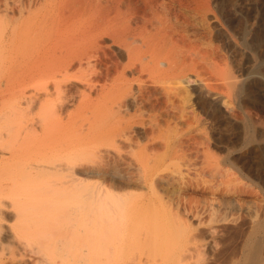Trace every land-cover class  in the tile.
<instances>
[{"label":"bare ground","instance_id":"obj_1","mask_svg":"<svg viewBox=\"0 0 264 264\" xmlns=\"http://www.w3.org/2000/svg\"><path fill=\"white\" fill-rule=\"evenodd\" d=\"M10 3L0 59L7 58L10 74L26 68L28 75L20 74L36 87L14 103L0 97V264H118L130 250L150 253L151 237L139 231L189 220L176 194L190 182L181 170V177L169 174L171 163L190 169L204 157L206 165L216 162L210 172L218 163L237 169L230 151L218 158L213 148L224 123L241 119L252 128L249 109L260 97L229 52L258 42L244 33L255 23L245 12H211L209 0ZM83 12H118L109 18L121 21L118 30L103 19L95 29L90 22L94 41L86 54L75 47L86 40L76 26ZM232 16L239 27H230ZM191 102L215 117L229 110L210 127L206 146L195 134L203 122L187 112ZM17 114L19 124L12 122ZM190 221L187 230L171 221L167 230L191 233L197 225ZM262 224L249 234L240 264H264Z\"/></svg>","mask_w":264,"mask_h":264},{"label":"rangeland","instance_id":"obj_2","mask_svg":"<svg viewBox=\"0 0 264 264\" xmlns=\"http://www.w3.org/2000/svg\"><path fill=\"white\" fill-rule=\"evenodd\" d=\"M28 1L29 0H20L19 2L28 3ZM10 2L12 3L15 2L14 3L15 5L20 4L18 3V0H0V30L5 28L7 25L6 12H11L10 10H7ZM12 3H10V5ZM209 6L211 12H231L232 14L236 12L237 16L240 15L238 12H245L251 19V22L255 23L254 28H250L248 26L245 29L244 33L248 39L256 37L258 42L250 45L249 48L236 49V51L233 50L234 52H232L229 49L231 52V53L229 52V54H231L230 59L234 62L233 63L234 67L235 68L240 67L241 69H243L245 75L250 77L253 80V83L255 82L254 84L252 83L253 89L256 92V94L259 95L260 97L258 99L259 101H257L258 104H256L258 105V107L252 106L249 109L251 115V122H253L251 123L252 128L249 131L251 132L252 130V132L251 133L247 132L243 121H241V119H237L235 122H231L230 125L228 126H226L227 124L225 125V123L223 124L224 126L221 124L222 125L220 128L221 131L218 132V134H215V138L218 139L216 147L213 148V151L216 155L215 157L218 158L222 156L224 157L225 153L227 155L228 153L227 151H230L231 152L230 158L232 159L233 164L237 168L235 170L234 168L231 169V167L225 166L224 164L217 162L218 163L217 165L220 164V167L216 166L215 167L216 170L213 169V171L210 172V170L209 171L207 170V168L209 169L208 166L210 165V163H212L214 167V163L216 162L214 160H212L214 162L209 160L210 163H208L209 165L207 164L208 165L207 166L206 162H203L204 157H202V160H198V162H196L197 165L195 167L193 168L191 167L190 169L187 168L186 166L184 167L179 166L180 169H178L176 164L178 162L171 163L173 165L171 166V168L173 167L172 168L173 170L170 168L171 170L169 171L168 169L169 174L178 178L181 176L177 172L181 170L182 175L185 178V182L187 183L190 182L188 185L183 186V188L178 191L179 193L176 194L180 198L179 199L177 197L180 200L179 207L187 211V214L189 215V220L182 219L181 221H176L177 222L176 225H179L178 228H182V227L185 228V224H186L185 222H189L191 220L190 221L191 226L192 225H197V226H192L193 228L191 233L190 231L185 232L183 228V233L185 232L184 233L185 235L184 234L181 235L187 237L186 238L183 237L184 239L183 238L181 239L182 236L180 235L179 237L181 241L179 240V242H177L178 240L171 237L170 235H172V233L167 230L171 228L173 224L175 225V223L172 222V220H164L163 222H165V226L161 221H159V223L161 222L160 223L161 225L157 223L158 227L154 224L150 225L148 227L152 228L153 226H156L153 227L154 228V230H152L153 233L151 232L150 229L149 232L147 228H146V232H144L145 231L144 229H143L144 231L142 230L139 232L140 234L143 233L142 235H145V238L151 237V239L149 238L146 239L149 240L147 241L148 244L151 245V247H153L154 249L147 247L150 250H152L150 253L148 252V250H145L144 247H143L144 250L142 251L134 250L131 252L130 250L129 252L133 254L132 257L130 253L129 254L126 253V255L128 256L124 254V257L122 256L118 264H136V263L137 264H157V263L175 264L173 260L175 261L176 257L178 256L179 258L181 257V259L183 258L182 262L180 261L179 264H240L244 260V254H242L244 253L242 252L244 250L242 249H244L245 247L244 245H246L245 243L247 242V240L250 239L251 235L255 233L254 230L256 228V225L262 224L264 222V78H263L264 76V0H209ZM83 13H81V15H83L82 18L81 16L78 18V19L81 18L80 19L81 21H78L80 25L77 24L76 26L78 30H81V32L82 29L83 31L84 30L86 31L85 33L83 32L82 35L83 37L81 36L82 33L79 32L80 35L78 34V38L79 39L86 38V40L80 39L81 43L79 44L77 43V45L74 46L76 48L78 47V45H81L79 47L83 46L81 48V52L84 50L85 52H82V54H86L89 51L87 49H90L89 47L93 45L91 43V40L94 41L93 35L90 34L92 33L91 31L92 26L94 27L97 24L100 25L101 23H103V21H107V23L104 22V24L108 26L107 28L109 30L112 29L115 30L116 28H117L116 30H118V28L119 29L121 28L120 26L121 21L119 17L117 18L118 21H116L117 20L116 18H115L116 20L111 21V19L114 16L115 17L119 16L118 12H117V16L115 15L116 14L115 12H104V13L83 12ZM105 17L107 20H104ZM237 18L235 16H232L230 27L231 24L233 28H237L240 26V22H238L239 20ZM96 19H98V23H96L97 21ZM100 19H103V21H101ZM94 21L96 25L93 24ZM110 22L113 23L110 24ZM117 22H119L120 24H116ZM84 34H86L89 38ZM86 41L87 43H89L88 45ZM2 43H3V38L0 37V44H1L0 50L2 47ZM83 44L84 45L86 44L85 47ZM226 51H228V48H226ZM3 59H6V61L0 59L1 61H3L0 62V66L5 68L3 69L2 67H0L1 68L0 97L5 96L7 97V100L10 103H14L20 99L21 95L24 94V92L25 94L27 93L35 94L34 88L36 87V84H34V81L31 82L33 79L31 80V78H28L29 76H26L27 74V71L25 70L26 68L24 69V67L21 66L23 68V69L21 68L22 69L21 71H24L26 73L25 75H22L24 74V72L18 71L20 69L19 67H18L19 69L17 68V70L16 69L13 70L12 74H10L11 73L10 70L7 69L10 67L7 58L4 57ZM5 62H7L8 65ZM91 62L94 63L92 59ZM83 69L85 70L88 78L93 74L92 72L93 70L88 69V65H86L85 63L83 65ZM4 70H5V74H2L4 73ZM7 72L9 73V75ZM86 74L84 73L85 76ZM14 75L15 76L17 75L18 77L17 76L15 77ZM9 76L12 78V80L10 78V82L12 83L9 82ZM13 77H15V79ZM188 81H190L189 83L190 88L193 89V87L196 86L195 83L193 82L194 78H192L191 80L189 79ZM148 86L150 87V85ZM159 93H161V89H159ZM92 97L93 99L97 98V95L93 94ZM192 105L193 103L191 102L189 105L190 109L188 108L187 112L191 116L196 115L197 119L199 118L203 122L201 123L204 125L200 126L199 129L197 130L198 133L195 134L197 135L198 139L201 138L199 139V141L200 142L202 141L201 143H203L204 146H206L208 144L207 142L212 143V138L214 137L212 134L210 135V127H212L215 123H217V121L220 122L222 120H225V118L223 119V116L225 117L227 112L229 113V110L227 109L228 110L227 111L226 107H223L219 112L218 117L217 116L215 117L208 112H205L203 110L202 111L197 110L196 107H191ZM233 111H235L234 113H237L235 109H233ZM213 118H217V120ZM23 120L24 119L20 114L12 116L13 123L19 124ZM196 127L198 128V124H196L195 128ZM222 158H220V160ZM212 164L210 165V168H212L211 167ZM187 171L190 173L188 174ZM214 173L215 175H213ZM169 224H171L170 227ZM262 225H264V223ZM185 229L187 230V228ZM173 230L171 231L173 232ZM179 230L177 231L179 232ZM186 233H188V235ZM146 234L149 236H146ZM173 235L174 237L175 235L177 237L178 233L177 234L173 233ZM179 237L177 238L179 239ZM139 238H141V236ZM158 242H161L162 244ZM171 243L172 245L173 244L175 245L172 246ZM145 244L147 245V243ZM156 253H158V255ZM199 253L201 254V256L199 255ZM174 254H176L177 256H175ZM198 255L199 257H197ZM152 256L153 258H151ZM173 256L175 259L174 258L171 259ZM170 259L172 260L171 262ZM165 261L167 262L164 263Z\"/></svg>","mask_w":264,"mask_h":264}]
</instances>
